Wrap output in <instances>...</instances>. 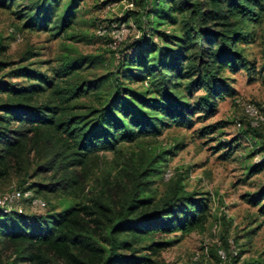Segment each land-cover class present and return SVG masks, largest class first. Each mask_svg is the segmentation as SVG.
<instances>
[{
  "label": "trees",
  "instance_id": "1",
  "mask_svg": "<svg viewBox=\"0 0 264 264\" xmlns=\"http://www.w3.org/2000/svg\"><path fill=\"white\" fill-rule=\"evenodd\" d=\"M79 1L66 3L57 28L70 26ZM60 2L42 0L27 26H37L38 15L43 22H49L50 12ZM131 3L138 10L127 15L133 19L138 35L125 45L131 53L128 59L124 57L121 77L127 83L145 84L148 88L136 91L122 87L124 83L115 74L85 79L78 73L81 61L74 59H67L57 69L64 81L46 83L55 99L39 101L46 91L40 84L3 85L0 180L13 170H21L33 151L36 158H44L41 168L54 171L53 179L57 178L43 188L54 191L74 187L78 181L70 168L82 166L98 152L115 151L121 142L156 136L171 126L190 127L194 114L211 115L218 102L231 94L232 88L222 72L247 68L248 62L239 46L250 42L246 27L259 22L264 0H131ZM174 24L180 26L174 33L163 29ZM1 51L4 48L0 45ZM4 67L0 62V70ZM16 72V76L28 80L48 81L44 75L23 67ZM109 76L114 77L112 96L105 98L100 108L88 112L91 118L74 113L70 103L91 90L100 93ZM183 86L187 96L193 90H203V94L190 102L179 91ZM222 124L218 122L216 126ZM263 167L264 160L251 173L260 172ZM150 170L145 165L132 171L133 186L122 193L118 207H114L104 191L87 203L46 216L0 208V243L12 247L14 263L158 264L153 257L170 243L142 242L158 233L202 230L209 208L206 198L196 197L178 182L172 183L157 200L142 195ZM33 195L38 197L35 192ZM263 199L261 190L249 202L259 205ZM260 212L264 220V204Z\"/></svg>",
  "mask_w": 264,
  "mask_h": 264
},
{
  "label": "rangeland",
  "instance_id": "2",
  "mask_svg": "<svg viewBox=\"0 0 264 264\" xmlns=\"http://www.w3.org/2000/svg\"><path fill=\"white\" fill-rule=\"evenodd\" d=\"M68 1L61 0L50 12L49 22H43L38 15V21L33 19L38 25L27 26L42 0H0V45L4 48L0 62L5 65L0 70V90L5 84L13 87L40 84L46 91L38 100L55 99L46 83L65 80L57 69L67 59L81 61L78 73L85 79L115 74L124 83L122 87L136 91L148 88L145 84L127 83L121 77L124 57L128 59L131 53L125 45L138 35L133 19L127 14L138 7L131 0H80L70 26L60 30L58 21ZM176 24L163 29L174 33L180 27ZM246 30L250 42L239 47L248 66L236 72L229 69L222 72L232 92L218 102L211 115L199 112L192 117L190 127L171 126L156 136L121 142L115 151L98 152L82 166L69 169L77 177L74 187L54 191L43 188L57 178L53 179L54 171L41 168L44 158H36L32 151L21 170H13L0 180V197L15 188L31 187V193L35 192L45 206H33L24 198L10 203L11 209L30 216L67 211L104 191L114 207H118L122 193L133 186L132 171L146 165L151 175L142 195L157 200L172 183L178 182L196 197L206 198L209 208L202 230L186 234L158 233L142 242L170 243L153 257L158 264L256 261L264 264V220L260 212L264 199L259 205L249 202L264 190V167L251 173L264 160V121L252 126L253 119L246 111L248 105H253L264 116V11L259 22L247 25ZM20 67L44 75L48 81L16 76ZM113 79L109 76L100 93L91 90L71 102L72 111L91 118L88 112L100 108L103 100L114 93ZM179 91L190 102L203 94V90H193L187 96L185 86ZM218 122L224 124L216 126ZM13 253L12 247L0 243V264H27L14 263Z\"/></svg>",
  "mask_w": 264,
  "mask_h": 264
},
{
  "label": "built area",
  "instance_id": "3",
  "mask_svg": "<svg viewBox=\"0 0 264 264\" xmlns=\"http://www.w3.org/2000/svg\"><path fill=\"white\" fill-rule=\"evenodd\" d=\"M246 111L250 115V117L253 119L252 121V126H258L264 121V116L260 113V111L253 105H248L246 107ZM239 125V123H238ZM27 199L33 206H38V207H43L45 206V202L34 196L31 193V190H22V189H13L9 192H6L5 194H2L0 197V208L3 209H9L10 208V203L13 201H16L17 199ZM223 258V255H221Z\"/></svg>",
  "mask_w": 264,
  "mask_h": 264
}]
</instances>
